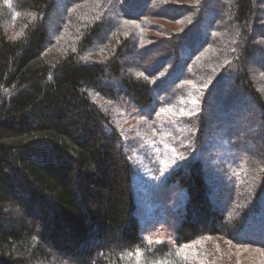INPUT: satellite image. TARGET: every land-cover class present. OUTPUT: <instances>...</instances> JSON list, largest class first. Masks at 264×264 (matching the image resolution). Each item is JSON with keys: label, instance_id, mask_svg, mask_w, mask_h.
Instances as JSON below:
<instances>
[{"label": "trees", "instance_id": "16d2710c", "mask_svg": "<svg viewBox=\"0 0 264 264\" xmlns=\"http://www.w3.org/2000/svg\"><path fill=\"white\" fill-rule=\"evenodd\" d=\"M156 139L173 244L136 216ZM261 217L264 0H0V264H221Z\"/></svg>", "mask_w": 264, "mask_h": 264}, {"label": "rangeland", "instance_id": "374dc122", "mask_svg": "<svg viewBox=\"0 0 264 264\" xmlns=\"http://www.w3.org/2000/svg\"><path fill=\"white\" fill-rule=\"evenodd\" d=\"M224 87L225 90L228 88L226 85ZM196 105V101L192 99L190 107L194 109ZM243 105L251 110L254 108L253 102L246 93L243 95ZM236 107L237 103L233 101V114L237 110ZM250 120L253 119L250 117ZM149 129L150 127L140 129L138 135L143 136ZM147 135L155 136V138L160 137L159 133L153 130ZM150 144L156 154L155 162H158V168L145 164L144 157L140 156L137 151L132 152V160L136 171L135 180L138 181V183L135 182L137 191L136 216L140 233L144 239L150 241L165 240L173 244L175 229L183 215V199L176 185L166 183L164 180L168 171L178 165V155L165 141L161 142V140L156 139ZM216 207L220 210L223 208V201L219 198ZM261 218L253 221V226L244 230L245 234H252L257 237L255 242L251 244H257V242L264 240V217ZM216 246L213 244L211 249L218 263L224 259L225 262L222 261L221 264H264V249L259 246L248 245L242 247L234 245L231 246L230 255L224 252L226 247L222 248L223 250L216 251ZM199 264L201 263L199 262Z\"/></svg>", "mask_w": 264, "mask_h": 264}, {"label": "snow or ice", "instance_id": "6c2138e0", "mask_svg": "<svg viewBox=\"0 0 264 264\" xmlns=\"http://www.w3.org/2000/svg\"><path fill=\"white\" fill-rule=\"evenodd\" d=\"M161 111H163V109H161ZM137 253L139 254V250H137Z\"/></svg>", "mask_w": 264, "mask_h": 264}]
</instances>
